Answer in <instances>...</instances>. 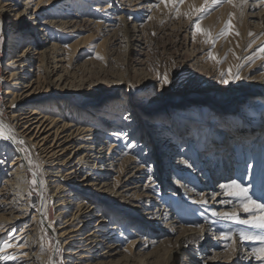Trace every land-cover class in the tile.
<instances>
[{
  "label": "rangeland",
  "instance_id": "rangeland-1",
  "mask_svg": "<svg viewBox=\"0 0 264 264\" xmlns=\"http://www.w3.org/2000/svg\"><path fill=\"white\" fill-rule=\"evenodd\" d=\"M81 1L84 0H65L64 11L67 9L74 11ZM88 1H90V5H88L92 6L114 0ZM257 1L247 0L242 10L243 14H241L240 8L223 3L205 16L201 21L202 27L211 30L215 36L224 28L229 14L234 13L231 22L234 26V33L238 32L239 35L221 36L216 40L214 47L211 44L203 43L204 37L200 35H197L193 42L192 20L183 15L176 17L172 11L162 6L155 13L151 23L149 22L145 26L142 33L147 44V48L143 52L144 56L137 55L133 50L134 41L127 31L130 26L120 24L122 28L119 26L115 36L111 34L107 37L97 34L96 39L81 43L80 50L82 52H78L73 60L72 68L74 67V70L72 73L74 75L71 81L74 92L65 95L74 102L75 109L88 108L93 113H105L104 115L112 112L114 116L118 115V120L129 114L134 121L140 123H142L141 119L145 121L139 135L143 147L130 153L123 148L121 150L128 157L123 162L125 169L130 166V158L139 159L148 168L153 166L157 170L158 181H164L169 186L156 188L151 202L149 203L146 199L147 202L144 203L145 205H155L157 209L152 212L162 210L158 215L167 214V208L174 219L167 222L168 226L170 228L174 224L176 229L172 234L170 229L166 228L162 239H167V241L155 250L156 255L154 254L151 259L153 264H259L256 257L251 254V250L260 247L261 241L255 239L241 241L239 234L243 232L248 236H257L264 233L250 225L226 220L221 215H214V213L222 214L235 211L241 219H248L251 215L258 213H244L238 206V200L226 197L223 193H221L223 198L217 201L213 195L215 192L223 191L216 188L222 180L229 182L235 179L245 186L251 185L249 194L253 196V199L264 203V88L262 89L260 86L264 81V53H258V49L264 47V11L262 8L256 7ZM262 1L264 3V0ZM204 2L205 0H185L180 11L181 13L189 11L190 5L194 4L199 7ZM237 2L239 3V0ZM88 5L81 9V18L91 11ZM50 13L51 11L48 12V14ZM104 14L105 12L100 15L103 17ZM64 17L74 18L75 16L72 13L69 16L64 15ZM125 17L134 19V15L129 13H126ZM81 18L76 19L81 21ZM106 19L102 18L101 20L104 22ZM35 32L37 33V29ZM11 33L9 20H6L3 34L0 35V101L6 88L3 79L8 76H6L5 63L9 58ZM261 38H263L262 42ZM117 39L123 42H117ZM74 40L73 36L68 35L57 42L60 46H66ZM27 45L34 46L38 52L39 47L35 45L34 41L26 42L24 47ZM209 50L221 60H224L225 56L227 59L222 64H216L208 58ZM97 56L103 59H98ZM249 56L254 58V62L246 60ZM133 59L144 61L145 74L132 65ZM39 64L41 63L36 62V65ZM237 64L244 65L239 69L241 79L227 85L220 83V72L226 71L229 66H233V72H235ZM164 73L168 74L171 83L161 87L160 79ZM115 77L122 80L113 81ZM148 78L153 79L152 85L148 86L145 80ZM82 85L84 87L91 85L93 88L89 92H84ZM65 109L64 113L68 119H76L80 123L82 121L85 123L86 118L83 116L75 118V113L67 110V107L62 108V111ZM0 110L3 111L2 107ZM112 113L109 116H113ZM153 124H160L161 129L158 130V134H154L155 128H151ZM120 127L122 128L121 125L111 126L106 130L122 131ZM167 137L174 138V141L171 144L172 149L170 147V151L165 156L163 154L165 150L163 151L162 147L165 146L164 142ZM228 137L231 139L228 144H225ZM191 140L195 142L192 145ZM131 143L134 144L133 141ZM176 143H179V146L185 145V151L172 153L175 149L173 145ZM75 146H72L67 157L76 155L74 154L76 153ZM223 148L225 149L223 150ZM178 156H184L189 163H192L190 167L193 174H187L185 171H182L180 175L170 172L172 167L177 166ZM206 156V162L210 161L208 164L204 163ZM161 157L166 159H164L165 162L164 160L163 163L160 161ZM247 165H252V168L249 169ZM29 173L31 181L33 172ZM79 175H82L79 177H83L84 174ZM149 175L151 173L147 170L136 180L137 185L140 186V192L144 194H147L148 191L146 185ZM43 177L42 174H38L39 179ZM46 177L47 180L54 179L48 178L49 175ZM78 179L74 180L75 184H78ZM174 179L204 195L208 203L206 209L203 206L196 208L197 205L191 203V196L187 195V192L183 193V187L174 183ZM189 188L185 190H189ZM30 190L35 200L40 202L49 200L55 203L56 196H53L52 188L49 191L41 192L39 185L35 187L30 185ZM168 190L176 191L178 196L167 198L165 194ZM228 200H232V202L225 203ZM102 204L104 209L109 208L105 200ZM117 204L124 210L121 213L136 215L133 210L127 209L125 204L115 203L113 205ZM217 204L219 206H216ZM56 209L54 208L52 214H55ZM147 209L148 207L143 206L142 211H139L138 225H144L145 229L150 228L146 234L154 236L157 232L165 230V216L152 218L146 214ZM164 209L165 211H163ZM170 210L173 211L170 212ZM179 219L181 224H178ZM114 223L116 221L106 224L104 228L107 230V227ZM122 225L125 228L123 232L128 237H133L134 235L129 234L127 230L133 228L132 230L136 231L138 225L125 222H122ZM202 227H204V233L201 234L199 231ZM188 229L190 230L187 231L188 237L183 241L182 234ZM229 232L235 234V252L231 250V240H217L219 239L218 235L223 236L224 233ZM193 233H197V237H189L195 235ZM44 234L49 252V263L52 264L51 261L57 259V264L60 261L64 264L67 255L63 254L62 245L55 240L51 233ZM57 243L60 249L59 254L55 252ZM120 244L124 250L128 246V241L120 238ZM181 244L184 251L180 256H176V249ZM221 245L226 246L222 247ZM171 250H175V253L171 254Z\"/></svg>",
  "mask_w": 264,
  "mask_h": 264
},
{
  "label": "bare ground",
  "instance_id": "bare-ground-1",
  "mask_svg": "<svg viewBox=\"0 0 264 264\" xmlns=\"http://www.w3.org/2000/svg\"><path fill=\"white\" fill-rule=\"evenodd\" d=\"M89 2L81 1L77 3L78 7L74 11H64L65 0H0V35L3 34L6 20H9L12 30L9 58L5 63L8 76L3 79L6 88L0 101V108L3 109L2 112L0 110V122L11 129L17 140L24 142L12 144L0 140V241L8 240L15 245L0 252V257L7 255L14 256L15 259H0V264H50L44 237L47 232L62 245L63 254L67 255L64 264H153L151 259L155 250L167 241L162 239L166 228L170 229L172 234L176 231L174 224L170 228L168 226L167 222L173 218L167 208V214L158 215L162 210L152 212L157 209L155 205L144 204L146 199L151 202L156 188L169 187L164 181H158L157 170L153 166L148 168L143 165L144 162L139 159L132 158L127 169L123 166L128 157L121 148L130 153L143 147L139 135L145 121H134L129 114L118 120V115L114 116L112 112L104 115L105 113H93L88 108L75 109L74 102L66 97L68 93L74 92L71 81L74 75L72 65L78 52H82L81 43L96 39L97 34L115 36L121 27L120 24H128L130 28L127 31L134 41L133 50L142 57L147 48L142 33L163 5L159 8L153 7L158 0H114L103 4L93 3L92 6H89ZM87 5L91 11L81 18L80 11ZM256 7L264 11L263 1L258 0ZM99 11L105 12L103 17L100 15L103 13ZM72 13L74 18L64 17ZM126 13L134 15V19H127ZM45 15L49 17H43ZM76 18H81V21ZM102 18L107 19L102 22ZM68 35L73 36L75 40L66 46H60L57 41ZM32 41L39 47L38 52L34 46L24 47L26 42ZM118 41L123 42L120 39H117ZM36 62L41 64L36 65ZM132 65L145 74L144 61L133 59ZM114 79L113 81L122 80L116 77ZM145 80L148 86L153 84L152 78ZM82 86L84 92L93 88L91 85L86 86L87 88ZM260 86L264 88V81ZM65 107L75 113V118H86L85 123L68 119L64 113L66 109L62 111ZM111 113L113 116H109ZM120 125L122 131L106 130L111 126ZM151 128H155L154 134H158L161 129L160 124H153ZM229 139L231 138L226 139L225 144H228ZM173 141L174 138L165 139V146L162 147L165 156L170 147L172 149ZM190 142L191 145L195 143L192 140ZM74 145L76 155L67 157ZM184 146L174 144L172 153L184 152ZM161 158L163 163L165 158ZM204 161L205 164L210 163L206 162L207 156ZM176 164L171 170L169 166L172 174L180 175L182 171L193 174L190 167L192 163L184 156H178ZM35 165H39V168ZM147 170L151 175L147 179V194H144L140 192L136 180ZM35 171L44 176L43 185H39L40 191H49L52 188L53 196H56L55 203L49 200H35L30 190L29 175V172ZM79 174L84 175L79 177L82 176ZM47 175L48 178L54 179L47 180ZM76 179L78 184L74 182ZM173 182L183 187V193L187 192V195L191 196V203L197 205L196 208L208 206L207 199L198 193V190L184 186L179 180L174 179ZM223 183L227 182L222 180L219 185ZM185 187L189 190H185ZM216 188L223 190L219 186ZM221 193L223 191L213 194L216 201L223 198ZM165 196L172 198L178 194L168 190ZM104 200L109 208L104 209ZM115 203L125 204L126 208L133 210L136 215L121 213L124 210L118 204L113 205ZM218 204L216 206H219ZM143 206L148 207L146 214L152 218L165 216V230L157 232L154 236L146 234L150 228L145 229L144 225H138L139 211H142ZM54 208H57V211L52 214ZM205 209L201 210L208 212ZM126 218L130 219L126 221ZM113 221L116 223L106 230L104 226ZM178 221L176 220L178 224L182 223L180 219ZM122 222L138 225L136 231L132 230L133 228L127 230L133 237H128L123 232L125 228ZM187 231L190 230L182 234L183 241L188 237ZM199 232L204 233V227ZM193 234L195 235L189 237H197V233ZM218 236L217 240H226L221 234ZM120 238L128 241L124 250ZM183 251L181 244L176 249V256H180ZM174 253L175 250H171V254ZM52 258L54 260V256Z\"/></svg>",
  "mask_w": 264,
  "mask_h": 264
},
{
  "label": "snow or ice",
  "instance_id": "snow-or-ice-1",
  "mask_svg": "<svg viewBox=\"0 0 264 264\" xmlns=\"http://www.w3.org/2000/svg\"><path fill=\"white\" fill-rule=\"evenodd\" d=\"M185 3V0H158L156 4L153 5V7L159 8L162 4L165 8L172 11L176 17H179L180 15H183L184 17L192 20V38L193 42H195L197 35H200L204 37L203 43L205 44H211L213 47L215 46L216 40H218L221 36L227 37L229 35L235 34L239 35L238 32L234 33V26L232 25V17L234 16V13L229 14L228 21L225 22L224 28L220 31V33L216 34L215 36L212 34L211 30L205 29L202 27L201 21L205 18L207 14L210 13V11L214 10L216 7L223 3H228L232 7H238L241 9V14H243L242 10L244 5L247 3V0H239V3L237 0H205L204 4L197 7L194 4L190 5V10L181 13L180 8L181 5ZM151 18V17H149ZM194 18V19H193ZM249 35H252V33H249ZM251 47V45H249ZM231 51V50H230ZM258 53H264V47H260L258 49ZM233 55L235 56V53L233 52ZM98 59H103L102 57L97 56ZM208 58L212 61H214L216 64H222L224 60L227 59V56L224 57V60H221L217 55H215L211 50L208 52ZM239 59V57H237ZM249 62H254V58L252 56H249L246 58ZM244 65L237 64L235 65L237 71L233 72V66H229V68L226 71L220 72V83L222 84H229L230 82H235L241 79L239 69L242 68ZM158 76H160L159 73H157ZM171 83L169 80L168 74L164 73L160 79L161 87L167 86ZM0 140L8 141L12 144H23L24 142L22 140H17V138L12 134L11 129L6 128V126L0 122ZM36 168H39V165H35ZM247 167L250 169L252 168V165H247ZM43 180L38 178V173L33 172L32 173V180L30 181V185L32 187H35L37 185H43ZM219 187L223 189V195L226 197L233 198L235 200L239 201V207L242 208L244 213H258L253 214L248 219H241L240 216L235 212L231 213H214V215H221L226 220H232L237 221L238 223L244 224V225H250L254 228H257L261 230V233H264V203L258 202V200L253 199V196L249 194V189L251 185L245 186L242 182L238 180H230L227 183L220 184ZM232 200L225 201V203H231ZM2 227V226H0ZM199 227V226H198ZM235 234L234 233H224L223 238L226 240H231V250L233 252L236 251L235 246ZM239 239L241 241L244 240H259L261 241V246L257 248H253L251 250V254L256 257V259L259 261V264H264V234L257 235V236H248L245 233L241 232L239 234ZM15 245H13L8 240L0 241V252L4 251L5 249L12 248ZM55 252L57 254L60 253V249L58 247L55 248ZM0 259L4 260H14V256H3L0 257ZM52 264H57V262L53 261ZM59 264H63L62 261L59 262Z\"/></svg>",
  "mask_w": 264,
  "mask_h": 264
}]
</instances>
